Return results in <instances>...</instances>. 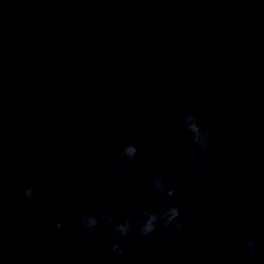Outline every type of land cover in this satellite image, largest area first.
<instances>
[{
  "label": "water",
  "instance_id": "water-1",
  "mask_svg": "<svg viewBox=\"0 0 264 264\" xmlns=\"http://www.w3.org/2000/svg\"><path fill=\"white\" fill-rule=\"evenodd\" d=\"M190 112L220 138L207 157L192 156ZM130 143L137 154L121 161ZM156 174L174 197L155 188ZM9 202L24 224L0 215V264H119L108 225L93 242L73 221L108 211L119 222L171 203L192 226L171 243L159 229L148 243L121 241L126 264H264V0H0Z\"/></svg>",
  "mask_w": 264,
  "mask_h": 264
},
{
  "label": "clouds",
  "instance_id": "clouds-1",
  "mask_svg": "<svg viewBox=\"0 0 264 264\" xmlns=\"http://www.w3.org/2000/svg\"><path fill=\"white\" fill-rule=\"evenodd\" d=\"M86 73L80 72L79 70L74 73L77 78L86 77ZM185 126L190 130L195 132V146L192 152L193 158L198 156L207 157L209 154V149L212 146L213 141L219 142L220 138L216 136L211 130L201 128L199 123V118L195 112H190L184 117ZM137 154V146L135 143L128 144L121 152V161L124 157L128 160L134 158ZM231 156L230 152L218 151L215 153V158L229 159ZM119 167V165H117ZM198 170L201 174H206L209 169L205 166L203 161L198 165ZM72 175L74 177L79 176V170L73 169ZM153 185L155 188L163 192L167 197H174L176 195V189L170 186V182H165L164 177L160 174H156L152 178ZM241 187L240 181L237 180L232 187V193L235 195ZM93 190H95V185H93ZM21 191L23 193L26 201L31 204L35 200L34 188L29 186H24V181L21 180ZM40 203H45V198L40 197ZM0 215H12L17 221H19V226L23 227L24 221L21 219L22 213L18 212L11 203L0 204ZM105 223L109 226L110 231L113 233L114 243L111 245V254L114 258L119 261V264H126L125 258V248L121 246V241L135 242L137 238L142 239L145 243L153 240L158 232V229L162 231L163 235L166 236L169 243L172 242L173 237L184 231L186 223L188 226H192L193 222L191 220L185 219L181 214V208L175 203H171L163 211L160 210H149L144 209L139 213V218L128 217L122 221L116 222L115 217L108 211H104L100 216L95 214L84 215L80 218L79 223L73 221V226L77 231H83L89 237L92 238L93 242L100 239L97 235V226ZM55 227L61 229L64 227V222L62 220L57 221ZM245 246L250 255H255L257 252V242L251 237H245ZM46 245L40 242L37 245V251L41 254L45 253ZM49 252L52 249H48ZM66 254L71 256V252L67 249ZM47 264H52L53 257L49 255L44 256ZM72 264H79V258L72 256Z\"/></svg>",
  "mask_w": 264,
  "mask_h": 264
}]
</instances>
